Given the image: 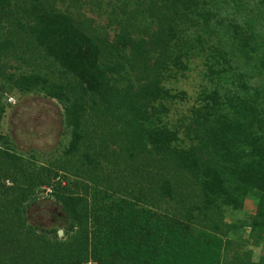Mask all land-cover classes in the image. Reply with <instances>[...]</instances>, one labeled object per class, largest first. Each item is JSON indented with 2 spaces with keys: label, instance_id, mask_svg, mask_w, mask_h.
I'll return each instance as SVG.
<instances>
[{
  "label": "trees",
  "instance_id": "obj_1",
  "mask_svg": "<svg viewBox=\"0 0 264 264\" xmlns=\"http://www.w3.org/2000/svg\"><path fill=\"white\" fill-rule=\"evenodd\" d=\"M125 1L117 20L128 29L102 47L72 13L52 8L53 0H0V57L18 50L6 28L14 22L28 45L50 59L48 72L60 78L37 70L0 76V120L6 91L38 92L57 101L70 128L62 157L67 169L61 172L97 177L100 157L108 151L101 137L92 140L95 146L84 140L89 97L124 128L117 135L120 151L130 159H149L142 163L148 165L146 181L133 172L144 188L128 181L121 168L109 175L103 166L99 178L105 185L90 190L88 203L55 187L66 224L60 238L59 229L38 234L27 224V207L50 182L23 173L25 186L9 206L20 233L37 249L27 257L14 255L20 256L15 261L4 257L0 264H264V255L256 262L238 252L225 257L234 242L258 247L264 241V0H134L131 9ZM28 58L22 60L27 64ZM196 60L203 70L195 100L170 129L168 104L185 100V93L164 81L183 75ZM0 146L9 148L1 133ZM3 155L10 167L24 168L15 154ZM246 197L255 200L254 214L225 222ZM174 201L182 210L179 219L157 213ZM192 222L205 230L194 234Z\"/></svg>",
  "mask_w": 264,
  "mask_h": 264
},
{
  "label": "rangeland",
  "instance_id": "obj_2",
  "mask_svg": "<svg viewBox=\"0 0 264 264\" xmlns=\"http://www.w3.org/2000/svg\"><path fill=\"white\" fill-rule=\"evenodd\" d=\"M121 1L124 0H53L51 7L72 13L78 27L82 28L92 39L100 42L103 47L104 45H111L123 29H128V23L117 20L121 18L118 10ZM125 2L127 3L125 4L127 9L134 6V0H126ZM148 2L149 0H147ZM115 8H117L116 11ZM162 13H164V10H162ZM150 21H147V24H150ZM154 23H156V20L152 21V25ZM14 25L13 22L11 26L6 28L9 35H14L13 40L18 50L1 55L0 76L3 77V80L10 78L12 74L18 75L32 70L45 72L52 80L55 77V81L59 80V75L48 72L46 65L49 68L52 66L46 54L39 48L31 46V43L29 46V39L24 40L18 28ZM146 36L150 37L149 35ZM25 56H29L27 59L29 63L27 64L22 60ZM188 67L187 71L182 72L183 75L178 74L176 78L164 81L168 89L171 87L175 92L185 93V100L168 104L169 112L165 117V122H167L170 129H173L174 126L178 127L177 120L189 110L190 105L195 100L200 84V73L203 70L201 63L196 60L189 63ZM61 78L63 84L68 82L67 75L64 74ZM172 93L174 94V92ZM9 98L14 101L9 102ZM1 101L5 105V112L0 120V133L8 139L9 148L0 146V259L7 257L15 261V259H20V256L27 257L37 249L36 243L20 233L15 216L12 214L13 211L10 208V203L14 202V196L17 195L18 189L25 186L23 173L25 176L31 175V172L32 174L38 173L40 178L43 180L48 179L50 182L48 186L43 185L37 189L35 200L30 203L25 213L27 224L34 228L38 234L43 230L55 228L63 230L66 225L63 222L64 212L61 211L60 205L55 202L53 196L55 187H59L61 190L64 188L70 189L71 192L82 195L88 203L91 200L89 192L99 191L105 185L104 181L101 182L99 178L100 167L102 166L104 167L102 171L109 175L116 174L119 171L118 169L121 168L124 170V176L128 178V181L136 182L143 187L142 183L137 181V176L134 180L133 172L138 171L140 180L144 182L147 180L144 170L148 168V165L142 164L145 160L138 161L137 157L130 159L129 155H125L122 150L120 151L119 142L121 139H118L117 135L121 134L124 128L120 126L118 121L106 116L101 106L94 99L86 98L88 106L85 114H83V122H85L87 138L84 137V140L90 142L97 140V137H101L104 139L102 146L106 147L108 152L100 157L97 177L94 176V173H91L81 178L73 177L60 170L62 167L67 169L62 157L70 141V128L66 126L62 106L57 101L46 97L42 93L23 94L16 90L4 92L1 95ZM180 137L183 136L180 134ZM92 143L91 145H98L97 141H92ZM5 150L19 157L24 168L20 169V166L19 168L10 167L3 155ZM88 151L90 150L88 149ZM146 161H149V159ZM55 171L58 174L53 178L52 175ZM85 188L86 191H84ZM182 193L186 197H190L189 192L188 194ZM188 200H186V204L191 201V199ZM161 205L168 206L166 204ZM178 207L177 201H174L168 207L158 210L157 213L168 219H179L182 210ZM182 208L184 209L183 206ZM254 212L255 200L246 197L241 210L227 212L228 215L224 221L241 219L245 215H253ZM213 216L212 213L210 218H215ZM189 226L194 234L205 230L203 223L196 224V222H192ZM16 228L18 229L17 235ZM206 232L214 239V236L222 240L226 239L222 234L210 233L207 230ZM247 233L248 228H245L244 235L246 236ZM62 236L63 234L59 238ZM237 244L234 242L229 247L225 254L226 259H229V256H232L234 252H238L242 259H250L251 262L258 261L259 257L264 255V241L258 247L251 243ZM18 254L19 257L14 256ZM90 262L96 264L93 261Z\"/></svg>",
  "mask_w": 264,
  "mask_h": 264
},
{
  "label": "water",
  "instance_id": "obj_3",
  "mask_svg": "<svg viewBox=\"0 0 264 264\" xmlns=\"http://www.w3.org/2000/svg\"><path fill=\"white\" fill-rule=\"evenodd\" d=\"M63 234L62 230H58V235L61 236Z\"/></svg>",
  "mask_w": 264,
  "mask_h": 264
},
{
  "label": "built area",
  "instance_id": "obj_4",
  "mask_svg": "<svg viewBox=\"0 0 264 264\" xmlns=\"http://www.w3.org/2000/svg\"><path fill=\"white\" fill-rule=\"evenodd\" d=\"M9 102H13L14 100L12 98L8 99ZM87 264H91V262L87 263Z\"/></svg>",
  "mask_w": 264,
  "mask_h": 264
}]
</instances>
